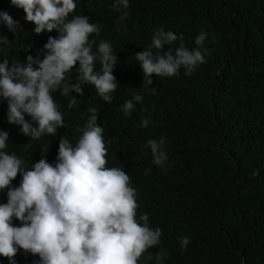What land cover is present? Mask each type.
I'll use <instances>...</instances> for the list:
<instances>
[{"label":"trees","instance_id":"16d2710c","mask_svg":"<svg viewBox=\"0 0 264 264\" xmlns=\"http://www.w3.org/2000/svg\"><path fill=\"white\" fill-rule=\"evenodd\" d=\"M74 2L76 8L66 19L87 16L100 27L99 35L89 36L95 41L93 52L104 40L117 56L112 74L118 87L109 93L111 103L90 84L81 86L82 95L53 91L63 127L54 136L35 140L8 123L7 101L0 97V130L8 132L4 151L14 152L29 170L42 158L54 166L61 137L75 145L88 109L96 108L97 123L104 129L106 166L129 175L138 222L147 213L148 227L162 231L159 245L143 253L138 264H157L159 251L167 253L163 264H264V0H129L128 17L122 21L112 7L114 0ZM0 12L18 22L13 32L0 21V36L8 42L0 43V62L7 59L11 67L38 54L43 60V46L59 33L35 34L23 9L10 0H0ZM159 28L178 37L162 51L181 43L191 50L197 47L196 36L206 31L201 48L205 62L191 75L183 67L171 77L153 74L152 85L144 88V74L133 57L147 48ZM100 67L97 60L95 71ZM78 68L77 62L68 82H76ZM133 94L143 99H133L134 108L126 115L121 106ZM72 98L77 103L69 107ZM142 119L150 121L146 128L139 127ZM25 120L36 126L27 114ZM161 137L168 157L162 167L152 163L144 147L149 139ZM21 179L18 173L10 187H18ZM7 191L0 189V204L7 202ZM12 224L21 226L15 218ZM182 237L190 241L183 251ZM13 259L15 264H39L38 255L22 249ZM0 264L10 262L0 256Z\"/></svg>","mask_w":264,"mask_h":264},{"label":"clouds","instance_id":"9594fccd","mask_svg":"<svg viewBox=\"0 0 264 264\" xmlns=\"http://www.w3.org/2000/svg\"><path fill=\"white\" fill-rule=\"evenodd\" d=\"M12 6L23 9L25 20L32 23L33 32L56 30L58 37H49L43 46V60L28 55L21 64L4 59L0 62V97L7 101L9 124L20 126V131L38 140L44 134L54 136L63 127L62 113L51 95L59 90L62 96L74 91L83 94L82 85L95 87L97 94L111 103V95L118 85L112 74L117 56L109 42L101 40L93 52V33L99 35L100 27L89 23L87 16L66 18L76 8L74 0H10ZM113 9L128 17L129 0H114ZM9 31H16L18 22L6 12H0ZM208 37L203 29L195 38L197 47L189 50L180 44L172 45L178 37L172 31L159 28L154 31L151 43L133 57L144 74L143 87L152 85L151 77H171L181 67L185 75H191L196 67L205 62L201 48ZM182 39V37H181ZM0 43H8L0 36ZM153 50H156L155 52ZM207 51V49H205ZM99 60L100 71H95ZM75 83L67 80V74L77 64ZM34 65L38 67L34 68ZM155 89H149L154 93ZM133 99L143 97L133 94L121 106L130 115ZM77 101L72 98L69 107ZM87 123L75 145L61 137L56 163L53 166L40 159L31 170L22 167L23 161L7 148L8 132L0 130V189L8 188L7 202L0 204V256L15 264L13 257L18 249L38 255L39 264H138L148 249L159 245L162 231L148 227L147 213L136 219L139 205L136 190L130 186V177L120 167H107V148L104 129L97 123V109L89 108ZM31 117L36 126L25 120ZM150 121L142 119L139 127L146 128ZM149 149L152 163L162 167L168 157L165 139H149L144 145ZM47 147L41 149L46 153ZM147 171H150L147 170ZM18 173L22 176L18 187H10ZM15 218L21 226H13ZM181 250L190 243L187 237L179 241ZM167 253L155 255L157 264H163ZM153 255H149L151 260Z\"/></svg>","mask_w":264,"mask_h":264}]
</instances>
